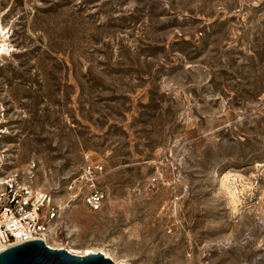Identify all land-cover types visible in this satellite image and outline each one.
<instances>
[{
	"label": "rangeland",
	"instance_id": "374dc122",
	"mask_svg": "<svg viewBox=\"0 0 264 264\" xmlns=\"http://www.w3.org/2000/svg\"><path fill=\"white\" fill-rule=\"evenodd\" d=\"M88 157L99 212L69 202ZM0 172L53 194L52 244L264 264V0H0Z\"/></svg>",
	"mask_w": 264,
	"mask_h": 264
},
{
	"label": "built area",
	"instance_id": "2783aa9c",
	"mask_svg": "<svg viewBox=\"0 0 264 264\" xmlns=\"http://www.w3.org/2000/svg\"><path fill=\"white\" fill-rule=\"evenodd\" d=\"M104 177V163L88 157L69 189V202L82 198L92 212L101 211L106 201L100 188ZM61 209L52 193L26 184L19 174L0 172V253L33 239L48 245L61 232Z\"/></svg>",
	"mask_w": 264,
	"mask_h": 264
},
{
	"label": "water",
	"instance_id": "95a60500",
	"mask_svg": "<svg viewBox=\"0 0 264 264\" xmlns=\"http://www.w3.org/2000/svg\"><path fill=\"white\" fill-rule=\"evenodd\" d=\"M0 264H115L101 253L77 256L64 249H53L44 241L33 239L0 253Z\"/></svg>",
	"mask_w": 264,
	"mask_h": 264
},
{
	"label": "bare ground",
	"instance_id": "6f19581e",
	"mask_svg": "<svg viewBox=\"0 0 264 264\" xmlns=\"http://www.w3.org/2000/svg\"><path fill=\"white\" fill-rule=\"evenodd\" d=\"M229 182H227V184L224 185L227 194L229 195L230 198V203L233 207V211L237 212L239 210V207L242 206V204L244 203L245 200V192L248 188H252V185L245 184L243 185L242 189H239L237 186H235L234 184H229ZM260 204V203H258ZM62 206V205H61ZM261 206H263V203L261 204ZM261 209V207H260ZM252 212V211H251ZM251 216V215H249ZM250 222L246 221V216L242 219V221H240L237 224L236 230H238V233L241 235L243 234V232L246 230V227H249L250 225H252L253 223V219H251L250 217ZM241 225V227H240ZM254 231V230H253ZM62 244H52L51 241H48V246H50L53 249H64V250H68V252L72 255H77V256H89L91 254H97V253H101L103 254L105 257L112 259V256L108 253H106L104 250H96V249H92V250H85V251H79V250H75V249H67L63 246H61ZM262 258L264 259V256H262ZM258 261V260H256ZM248 264V263H246Z\"/></svg>",
	"mask_w": 264,
	"mask_h": 264
}]
</instances>
